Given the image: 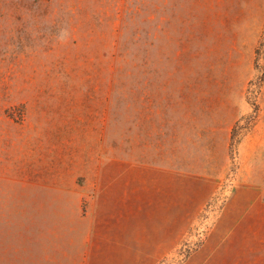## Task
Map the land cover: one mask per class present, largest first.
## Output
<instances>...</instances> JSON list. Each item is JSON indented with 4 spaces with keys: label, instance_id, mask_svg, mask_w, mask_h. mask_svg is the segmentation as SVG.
Wrapping results in <instances>:
<instances>
[{
    "label": "rangeland",
    "instance_id": "rangeland-1",
    "mask_svg": "<svg viewBox=\"0 0 264 264\" xmlns=\"http://www.w3.org/2000/svg\"><path fill=\"white\" fill-rule=\"evenodd\" d=\"M0 264H264V0H0Z\"/></svg>",
    "mask_w": 264,
    "mask_h": 264
}]
</instances>
